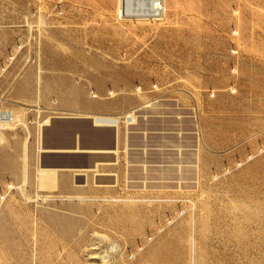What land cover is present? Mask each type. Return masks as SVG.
Masks as SVG:
<instances>
[{
	"label": "rangeland",
	"instance_id": "rangeland-1",
	"mask_svg": "<svg viewBox=\"0 0 264 264\" xmlns=\"http://www.w3.org/2000/svg\"><path fill=\"white\" fill-rule=\"evenodd\" d=\"M116 7L0 0V264H264V0Z\"/></svg>",
	"mask_w": 264,
	"mask_h": 264
},
{
	"label": "bare ground",
	"instance_id": "bare-ground-1",
	"mask_svg": "<svg viewBox=\"0 0 264 264\" xmlns=\"http://www.w3.org/2000/svg\"><path fill=\"white\" fill-rule=\"evenodd\" d=\"M117 1V7H116V12L118 15V19L120 20H127L129 18L133 19H142V20H152V19H157L160 16H163L168 12V6L171 3L172 0H151V5H152V15L149 16L148 18H143L142 16H139L138 14L134 13L136 10H139L142 5H140L141 0H116ZM154 9V10H153ZM123 11H126L128 13H131L128 16V18H123L124 15ZM144 11H150L149 7H145ZM42 23L43 21L40 20ZM96 96V95H93ZM23 111V110H21ZM19 112L15 110H0V129L5 128L6 126L11 125L10 123H16V124H24L23 120L19 117L18 115ZM118 121L116 123L117 126L119 122H124L128 125L132 124L134 122L133 117L131 114H126L124 118H117ZM26 123V122H25ZM25 125V124H24ZM2 132L0 131V140H1ZM11 185V184H10ZM12 187V186H11ZM38 196V194H37ZM86 199V198H85ZM103 199V198H102ZM138 200L139 198H130V200ZM105 200H111V201H121V199H117L115 197H109L106 198ZM123 201L129 200V199H122ZM115 248L114 244L112 243L110 246V249ZM109 254L106 251L101 252L100 254V259L102 262L106 261L108 259Z\"/></svg>",
	"mask_w": 264,
	"mask_h": 264
},
{
	"label": "crops",
	"instance_id": "crops-1",
	"mask_svg": "<svg viewBox=\"0 0 264 264\" xmlns=\"http://www.w3.org/2000/svg\"><path fill=\"white\" fill-rule=\"evenodd\" d=\"M177 4V3H176ZM87 117H90L92 118L93 122H94V125L96 126H99V127H113L114 125H116V121L113 119V117H115L114 115H88ZM49 121L46 122V124H43V125H48ZM93 124V123H92ZM93 125V126H94ZM42 151V150H41ZM75 151H79V150H75ZM91 152H95V153H114L115 150H111V149H96V150H90ZM96 165L94 164V167ZM48 170V171H52L53 172V182L55 183V174H56V171L57 169L56 168H42L40 171H39V175H40V183H41V180H42V170ZM53 183V184H54ZM45 186H51V185H45ZM63 189H67V185H63ZM67 191H71L70 189H68ZM65 197H68V196H86V195H82V194H75V195H72V194H64ZM89 198L91 199H106V198H109V197H112V196H107V197H97V196H88Z\"/></svg>",
	"mask_w": 264,
	"mask_h": 264
},
{
	"label": "built area",
	"instance_id": "built-area-1",
	"mask_svg": "<svg viewBox=\"0 0 264 264\" xmlns=\"http://www.w3.org/2000/svg\"><path fill=\"white\" fill-rule=\"evenodd\" d=\"M140 5H142L140 7L139 10H136L134 13L138 14L139 16H142L143 18H148L149 16L152 15V5H151V0H141ZM149 7L150 11H144L145 7ZM154 10V9H153ZM123 16V18H128V16L126 17V15H129L131 13H128L126 11H123V13H121Z\"/></svg>",
	"mask_w": 264,
	"mask_h": 264
}]
</instances>
